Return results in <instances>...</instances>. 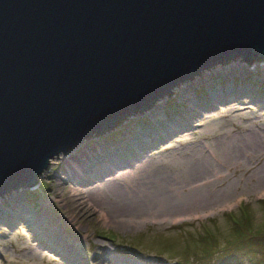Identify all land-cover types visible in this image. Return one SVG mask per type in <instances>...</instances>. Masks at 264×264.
<instances>
[{
	"label": "rangeland",
	"instance_id": "rangeland-1",
	"mask_svg": "<svg viewBox=\"0 0 264 264\" xmlns=\"http://www.w3.org/2000/svg\"><path fill=\"white\" fill-rule=\"evenodd\" d=\"M182 85L190 88L181 96L185 100L176 90ZM215 92L214 99L209 97ZM170 93L153 104L157 103L156 112L150 107L127 116L96 137L76 141L66 155L49 159L47 170L33 188L11 190L1 197L18 193L17 204L12 203L13 199L0 202V264H236L226 253L220 254L225 250L221 248L223 242L231 239L226 217L246 207L252 227H264L260 205L264 199V61L248 66L234 58L215 64L185 79ZM103 143L115 145V153L111 149L98 152ZM82 149L87 161L80 156L79 165H92L87 170L81 166V171L70 176L63 174L67 170L66 158L79 156ZM199 163L201 167L197 168ZM119 172H131V183L133 177L147 176L148 181L176 180L177 186L168 192L167 182L161 183L164 192L152 194L150 198L155 197L149 205L123 212L119 220L109 219L99 212L101 209L109 217L113 213L117 193L111 186L116 181L105 186L98 182L100 178H119ZM57 178L61 182L58 187ZM194 184L198 187L192 188ZM74 185L86 191L85 202L89 201L93 210L79 212L76 221L69 210L73 205L63 199ZM9 212L16 219L7 218ZM204 228L214 233L220 247V252H214L208 260L197 243ZM243 264L253 263L245 257Z\"/></svg>",
	"mask_w": 264,
	"mask_h": 264
},
{
	"label": "water",
	"instance_id": "water-1",
	"mask_svg": "<svg viewBox=\"0 0 264 264\" xmlns=\"http://www.w3.org/2000/svg\"><path fill=\"white\" fill-rule=\"evenodd\" d=\"M234 58L264 61V0H0V198Z\"/></svg>",
	"mask_w": 264,
	"mask_h": 264
},
{
	"label": "bare ground",
	"instance_id": "bare-ground-1",
	"mask_svg": "<svg viewBox=\"0 0 264 264\" xmlns=\"http://www.w3.org/2000/svg\"><path fill=\"white\" fill-rule=\"evenodd\" d=\"M214 67V66H213ZM210 68H212V67H210ZM209 68V69H210ZM229 70V69H228ZM234 70V69H233ZM237 73V72H236ZM227 74V73H226ZM249 74V73H248ZM247 77V76H246ZM185 80V79H184ZM182 82H184L183 80L182 81H178L177 82V84H174V86L172 85L169 89H171V91H172V89H174L175 87H177L180 83H182ZM232 84V83H231ZM178 92H179V95H180V98L181 99H184V97L182 98L181 96L182 95H184L185 96V92H187V91H189L190 90V88H189V85H186V87H185V85H182V86H179L177 89H176ZM193 91V90H192ZM219 91V90H218ZM194 93V92H193ZM217 95V92H215L214 94H210L209 95V97H211V98H215V96ZM207 96V95H206ZM197 97V96H196ZM194 98V97H193ZM157 100H159L158 98H157ZM156 100V101H157ZM185 100V99H184ZM252 100V99H251ZM155 101V102H156ZM215 101V100H214ZM155 102H152L151 103V106H149L147 109H149L150 107H152L151 109H154L155 110V108H157V103L154 105V107H153V104L155 103ZM204 103V102H203ZM203 105V104H202ZM209 105V104H208ZM243 105V104H242ZM246 105V104H245ZM232 106V105H231ZM230 106V107H231ZM217 107V106H216ZM221 108V107H220ZM225 108V107H224ZM237 108H239V107H236V109ZM208 109V108H207ZM232 109H234V108H232ZM218 110V109H217ZM231 110V109H230ZM238 110V109H237ZM228 110H225V112H227ZM155 112H156V110H155ZM187 112H188V110H187ZM192 112V111H191ZM202 112V111H201ZM205 112V111H204ZM224 112V111H223ZM203 113V112H202ZM219 113V112H218ZM234 113V112H233ZM189 114V113H188ZM228 114V113H227ZM237 114V113H236ZM192 115V114H191ZM214 116L215 115H217V113L216 114H213ZM234 115V114H233ZM239 115V114H238ZM189 116V115H188ZM197 116H200V115H198L197 114ZM209 116H211V115H209ZM236 116V115H235ZM241 116H243V115H241ZM177 117V116H176ZM195 117V116H194ZM226 117V116H225ZM188 119V118H187ZM233 120V119H232ZM195 121H197V120H195ZM152 126H153V124L151 125V129H152ZM192 126V125H191ZM162 127V126H161ZM204 127V126H203ZM240 128V127H239ZM237 129H238V127H237ZM168 132V131H167ZM255 133V132H254ZM262 133L263 132H261L260 134L262 135ZM134 134V133H133ZM132 134V135H133ZM132 135H129V136H132ZM252 135V134H251ZM264 135V134H263ZM246 136H248V135H246ZM180 137V136H179ZM183 137V136H182ZM251 137V136H250ZM259 137H260V135H259ZM264 136H262V138H263ZM254 138H256V137H254ZM225 139V138H224ZM227 139V138H226ZM225 139V140H226ZM239 139V138H238ZM241 139H243V138H241ZM261 139V138H260ZM229 140V139H228ZM232 140H234V139H232ZM237 140V139H236ZM256 140V139H255ZM219 141V140H218ZM224 141V140H223ZM231 141V140H230ZM249 141V140H248ZM247 141V142H248ZM252 141H253V139H252ZM227 142V141H226ZM234 142V141H233ZM249 142H251V141H249ZM261 142V141H260ZM263 142V141H262ZM143 143V142H142ZM235 143H236V141H235ZM252 143V142H251ZM107 144V143H106ZM105 143H103L101 146H99L98 147V152H105V153H107V152H109L110 151V149H111V153L113 152V153H115V145H107V146H104V145H106ZM229 144V143H228ZM257 144V143H256ZM233 145H235V144H233ZM245 145H247L246 143H245ZM250 145V144H249ZM228 146V145H227ZM239 146V145H238ZM95 147V146H94ZM97 147V146H96ZM104 147V148H103ZM126 147V148H125ZM125 147H123L125 150H127V148H128V146H125ZM161 147V146H160ZM141 148H142V146H141ZM223 148V147H222ZM228 148V147H227ZM131 149V148H130ZM231 149V148H230ZM93 150H95L96 151V149L95 148H93ZM157 150V149H156ZM208 151V150H207ZM210 151V150H209ZM230 151V150H229ZM234 151V150H233ZM243 151V150H242ZM84 152H85V149H82L81 151H80V153H79V156H77V157H74V155L73 156H68L67 158H66V160H67V170H65V172L63 173V174H65V175H71V174H75V173H77V170L79 169V171H81L82 169H81V166H84V168H85V170H87V167H90L92 164H85V165H83V164H81V165H79V163H81V162H79L80 161V156H84L83 158H84V160L85 161H87V158H86V155L84 154ZM160 152V151H159ZM256 153V152H255ZM258 153V152H257ZM83 154V155H82ZM140 154V153H139ZM147 154V153H146ZM151 154V153H150ZM233 154V153H232ZM230 155V154H229ZM215 156V155H214ZM228 156V155H227ZM147 158V157H146ZM144 159H145V157H144ZM124 160V159H123ZM136 160V159H135ZM204 160V159H203ZM202 161V160H201ZM234 162V161H233ZM136 163V162H135ZM143 163V162H142ZM203 163V162H202ZM131 164V163H130ZM134 164V163H133ZM140 164V163H139ZM138 164V165H139ZM231 164V163H230ZM129 165V164H128ZM197 165V164H196ZM203 165V164H202ZM107 166V165H106ZM136 166V165H135ZM199 166H200V163L197 165V168H199ZM137 167V166H136ZM139 167H140V165H139ZM201 167V166H200ZM122 168V167H121ZM193 168V167H192ZM195 168V167H194ZM111 169V168H110ZM109 169V170H110ZM128 169V168H127ZM130 169V168H129ZM160 169V168H159ZM191 169V168H190ZM202 169H204V170H207V169H205V168H202ZM213 169V168H212ZM118 170V169H117ZM208 171V170H207ZM95 172V171H94ZM133 172V171H132ZM160 172V171H159ZM197 172V171H196ZM200 172V171H199ZM131 172H119V178H115V176H113L114 178H108V180H107V178L106 179H104L103 180V178H100V181L98 182V180H99V178H97L96 177V174H91V175H93L94 177H96V179H98V180H96V182H98V183H101V185L102 186H105L108 182H112V181H116V184L115 183H112L113 184V186L114 187H117V189L116 188H114V187H112L111 186V188H113L115 191H116V196H117V201L116 200H113V202H116L111 208H112V214H110V217H109V215L108 214H106V212L105 211H103V210H101L100 209V212H99V215L101 216V213L102 214H104L103 216H105V217H108L109 219L111 218V219H120V216H122L126 211H128V212H130V210H132V209H134V208H136V207H140V206H143V205H146V204H148V203H150V199H152L153 197H155V196H153L152 198H150L151 196H152V194L154 195V194H159V193H161V192H164L163 191V188L161 187V183H164V182H167V184H166V191H168V192H170V191H172L171 189H174V187H176L177 185V183H175L176 182V180L174 181V180H167V179H165V178H159V176H158V178L159 179H156V178H152V179H149V181L146 179V177L145 178H141V177H139V179H137L136 177H133L132 178V180H133V182L134 183H131L130 182V180H129V178L131 179V174H130ZM148 173V172H147ZM176 173V172H175ZM181 173V172H180ZM194 173H195V171H194ZM210 173V172H209ZM43 174V171L40 173V175L38 176V178L41 176ZM106 174H108V173H106ZM105 174V175H106ZM125 174H127V175H125ZM79 175V174H78ZM115 175V174H114ZM146 175V174H145ZM148 175H149V173H148ZM151 175V174H150ZM157 175V174H156ZM164 175V174H163ZM216 175V174H215ZM201 176V175H200ZM217 176V175H216ZM58 177V176H57ZM77 177V176H76ZM79 177V176H78ZM100 177V176H99ZM104 177V176H103ZM149 177V176H148ZM172 176H170V178H171ZM174 177H177V176H174ZM182 177V176H181ZM205 177H206V175H205ZM81 178V177H80ZM190 178V177H189ZM194 178V177H193ZM59 179L60 178H57L56 180L57 181H59ZM67 179V178H66ZM75 179V178H74ZM172 179V178H171ZM62 180V179H61ZM64 180V179H63ZM192 180V179H191ZM212 181V180H211ZM214 181V180H213ZM75 182V181H74ZM209 182H210V180H209ZM72 183V182H71ZM85 183V182H84ZM64 184V183H63ZM73 184V183H72ZM189 184H190V181H189ZM96 185V184H95ZM58 186H61V182L59 181L58 183H56V187H58ZM90 186V185H89ZM99 186H100V184H99ZM98 186V187H99ZM101 186V187H102ZM179 186H180V184H179ZM192 186V188L193 187H195L196 185L194 184V185H191ZM63 187V186H62ZM98 187H93V188H91L92 190H95V191H98ZM196 187H198V186H196ZM80 188V187H79ZM88 189V188H87ZM179 189V188H178ZM177 189V190H178ZM190 190V189H189ZM10 191L11 190H9L8 192L10 193ZM107 191H110V193H111V189H106V192ZM174 191H175V189H174ZM7 192V193H8ZM63 192V191H62ZM91 192H93V191H91ZM105 192V193H106ZM86 191L85 190H80V189H77V187L74 185V187H72L71 189H68V191H66V193H65V197H63V199L64 200H66L67 202H68V204L69 203H71L72 205H73V209H72V207L69 209L70 210V212L71 213H73L72 215H73V218H74V221H76V220H78L79 219V217H78V214H79V212H81L82 214L83 213H85L86 211H88V212H90V211H93L92 210V208H91V206H90V204L88 203L89 201H87V203L85 202V200L87 199H85L84 197L85 196H87L86 194ZM109 193V192H108ZM176 193V192H175ZM179 193V192H178ZM191 193V192H190ZM190 193H188V194H190ZM6 194V193H5ZM5 194H3V196L5 195ZM15 194V195H14ZM89 194V193H88ZM94 194H96V193H94ZM93 194V195H94ZM180 194H182V193H180ZM14 195V196H13ZM18 196V193L17 192H13V193H11V194H9L8 196H6V197H4V198H1L0 199V202L2 201H5L6 202V200L8 201V200H10L11 201V199H13V202L12 203H16L17 204V196ZM62 195V194H61ZM93 195L91 196V197H93ZM160 195H162V194H160ZM173 195H175V194H173ZM2 196V197H3ZM177 196V195H176ZM12 197V198H11ZM95 197V196H94ZM161 197H163V196H160V198ZM171 197H173V196H171ZM15 198V199H14ZM157 198H159V197H157ZM157 198H154V199H157ZM206 198V197H205ZM82 199V200H81ZM154 199H153V201H154ZM166 199V198H165ZM174 199V198H173ZM176 199V198H175ZM160 200V199H159ZM158 200V201H159ZM172 200V199H171ZM191 200V199H190ZM204 200V199H203ZM162 201V200H161ZM163 201H164V199H163ZM177 201V200H176ZM157 202V201H156ZM169 202V201H168ZM167 201H166V203L167 204H169ZM175 202V201H174ZM161 203V202H160ZM159 203V204H160ZM190 203H191V201H190ZM189 203V204H190ZM197 203H198V201H197ZM6 204V203H5ZM65 204V203H64ZM89 204V205H88ZM153 204V203H152ZM156 204H158V203H156ZM193 204H195V203H193ZM192 204V205H193ZM149 205V204H148ZM174 205V204H173ZM175 205H176V202H175ZM198 205V204H197ZM196 205V206H197ZM18 206V205H17ZM20 206V205H19ZM152 207H153V205H151ZM155 206H157V205H155ZM164 206H166V205H164ZM22 207V206H21ZM20 207V208H21ZM68 207V206H67ZM92 207H94V206H92ZM174 207V206H173ZM172 207V208H173ZM191 207V206H190ZM69 208V207H68ZM91 208V209H90ZM107 208V207H106ZM143 208V207H142ZM145 208V207H144ZM149 208V207H148ZM163 208V207H162ZM155 209V208H154ZM165 209H167V208H165ZM4 210V209H3ZM23 210V209H22ZM141 210V209H140ZM151 210H153L152 208H151ZM5 211V210H4ZM8 211V210H7ZM97 211V210H96ZM133 211V210H132ZM131 211V212H132ZM136 211H139V210H135V212ZM124 212V213H123ZM141 212H142V210H141ZM140 212V213H141ZM137 213H139V212H137ZM143 213V212H142ZM70 214V213H69ZM90 214V213H89ZM95 214V213H94ZM128 214V213H127ZM132 214H134L133 212H132ZM81 215V214H80ZM128 215H130L131 216V214H128ZM67 216V215H66ZM71 216V215H70ZM82 216V215H81ZM84 216V215H83ZM102 216V217H103ZM126 216V215H125ZM137 216H138V214H137ZM139 216H140V214H139ZM68 217V216H67ZM129 217V216H128ZM7 218H9L10 220H11V218H14V219H16L15 218V215L14 214H11L10 212L8 213V216H7ZM9 219H8V221H9ZM13 220V219H12ZM73 220V219H72ZM107 220V219H106ZM117 220V221H118ZM111 221V220H110ZM114 221V220H113ZM15 222V221H14ZM74 226V225H73ZM58 239V238H57ZM70 244V243H69ZM75 251V250H74ZM78 253H79V251H78ZM106 259V258H105ZM102 261V260H101ZM98 263V262H97ZM96 263V264H97ZM87 264V263H86ZM90 264V263H89ZM99 264H100V261H99Z\"/></svg>",
	"mask_w": 264,
	"mask_h": 264
},
{
	"label": "trees",
	"instance_id": "trees-1",
	"mask_svg": "<svg viewBox=\"0 0 264 264\" xmlns=\"http://www.w3.org/2000/svg\"><path fill=\"white\" fill-rule=\"evenodd\" d=\"M260 205L262 206V211H264V199H262ZM237 214L226 217L229 220V238L231 239L223 242L221 246V248H225L223 252L218 251L220 247L214 233L204 228L205 232L197 239V243L201 245L200 248L204 259L208 260V257L214 252H220V254L226 253L229 255L236 264H243L245 257H248V261L253 264H264V243L262 242L264 239V227H252V217H250L246 207L241 206ZM251 257L256 259H251ZM199 258L203 262V259ZM197 259L193 258V260Z\"/></svg>",
	"mask_w": 264,
	"mask_h": 264
}]
</instances>
